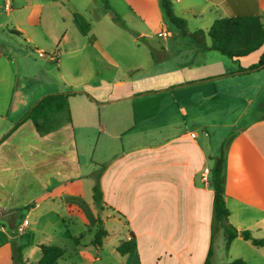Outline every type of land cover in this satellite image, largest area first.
Returning a JSON list of instances; mask_svg holds the SVG:
<instances>
[{
  "label": "crops",
  "instance_id": "obj_1",
  "mask_svg": "<svg viewBox=\"0 0 264 264\" xmlns=\"http://www.w3.org/2000/svg\"><path fill=\"white\" fill-rule=\"evenodd\" d=\"M197 4L201 10L220 11L228 16L245 12L264 15V0H198ZM29 8L28 24L38 23L42 5L29 2ZM3 25L0 21V28ZM20 30L14 26L7 34H23ZM1 33L0 264H12L13 247L20 248L19 241L12 239L29 228L26 216L33 215L35 209H39L36 221L51 217L58 225L70 228L79 220L86 230L94 227L93 235L99 226L105 228L106 220L119 224V243H131L120 264H203L205 260L208 264H227L234 259L264 264V117L237 128L224 149L227 223L237 230L227 250L222 230L212 219L213 164L209 167L207 163L218 154L217 146L206 141L208 133L204 131L206 121H213L220 114L221 106L215 103L217 93L243 94V90L230 91L229 85H234L236 79L264 72L260 67L237 71L258 60L264 43L225 63L215 56L208 58L213 51L207 48L208 39L191 38L186 50L180 53L184 54L181 62L171 68L138 78L103 76L95 91H52H75L68 97L81 95L86 100L73 103L74 114L67 102L69 122L38 134L32 121L22 118L41 96L49 93H42L35 83L36 70L30 71L27 66L21 67L20 74L14 73L13 81L10 80L8 66L19 52L16 54L17 49L10 48L11 38L4 37L7 34L3 30ZM23 41L34 44L28 35ZM70 46V42L64 43V51H70ZM33 49L41 52V48ZM26 55L22 53L23 57ZM29 77L34 83L26 86ZM13 82L15 86H26L27 93L12 102L7 96L8 90L13 93ZM79 91L87 92L92 99ZM143 96L146 99L132 101ZM20 107L23 111L13 116V111ZM85 180L91 192L92 186L98 185L99 206L91 193L86 197L82 192ZM19 208L26 211L16 222L11 216L16 217ZM23 219L27 224L22 232H17ZM241 230L260 239L261 244L253 245L243 239L239 235ZM105 232L104 239L109 231L105 228ZM70 233L68 238H80V234ZM216 237L220 243L214 248ZM42 238L45 241L39 239L37 245L31 246V254L38 249L40 255L39 244L56 242L47 235ZM92 240L87 245L90 250L94 247ZM100 248L95 253L84 252L82 261H99ZM213 249L217 250L215 262L211 260ZM27 252L20 248L24 264L29 261Z\"/></svg>",
  "mask_w": 264,
  "mask_h": 264
},
{
  "label": "rangeland",
  "instance_id": "obj_2",
  "mask_svg": "<svg viewBox=\"0 0 264 264\" xmlns=\"http://www.w3.org/2000/svg\"><path fill=\"white\" fill-rule=\"evenodd\" d=\"M4 1L0 0V21L4 23L0 28V38L2 30L7 34L8 30L14 26L24 31L18 36L8 34L4 36L11 38L10 48L17 49L16 54L19 52L18 55H14L13 62L8 66L10 80L13 81L14 73L20 74L21 67L27 66L30 71L36 70L38 80L35 83L38 84L39 89H42V93H50L62 88L95 91L103 76L107 79L112 75L138 78L158 69L176 66L184 55L181 56L180 53L186 50L192 40L187 32L202 30L200 39L209 40L206 35V30L211 23L209 18L212 16V19H215L229 15L222 14L220 11L214 13L213 10H201V5L197 4L198 0H169L174 14L185 20L186 31L184 32L165 20L159 0H8L10 4L8 11L3 8ZM29 2L42 5L38 23L28 24L26 16L30 9ZM187 3L192 6H187ZM261 18L264 19V15ZM163 30H166L168 34L157 35V32ZM27 35L34 44L24 43L23 40ZM67 42H70L71 50L65 52L64 43L67 44ZM164 43H167V46H164ZM33 47L41 48L42 53H38L39 51H35ZM211 52L207 55L208 58L215 56L225 63L230 62L229 58L217 51ZM22 53H27L26 57H23ZM164 55L167 56L160 59ZM56 58L58 60H55ZM110 58L116 62V65L110 63ZM225 79L227 81V78ZM28 80L29 84L26 86L34 83L32 78L29 77ZM235 82L234 85H229V90H243L244 93H229V95L217 93L216 101L215 99L214 101L221 106L220 114L213 117V121L207 120L204 128V131L208 133L206 141L214 147L217 146L218 154L225 149L231 133H234L237 128L259 117H264V72L253 73L251 76L236 79ZM220 84L222 85V82ZM26 86H15L13 82L11 86L13 93L11 95L8 90L7 97H11L12 102L16 98H23V94L27 93ZM135 99L142 100L146 97L132 98V101ZM65 100L74 114L73 103L86 98L76 95L67 97ZM18 109L13 111L14 115L10 114L13 113L11 110L9 115L15 116L23 111L22 107ZM212 160L210 158L207 163L209 167L213 164ZM88 184L86 180L83 181L82 192L86 197H90V193L93 195ZM37 210L39 209L33 211V215L30 213L26 216L30 221L29 228L17 234L16 239H12L13 242L19 241L21 250L29 251L32 245H37L39 239L45 241L42 237L47 235L50 241H56L53 245L64 250L62 257L55 264L121 263L119 261L123 257L115 248V245L119 243V224L111 220L105 221V228L109 232L107 237L102 239L103 245L98 252L100 260L85 262L82 261V255L90 250L88 246L93 238L94 227L86 230L82 222L77 220L75 224L67 228L62 224L58 225L51 217L45 221H36ZM25 211L19 208L16 211V217L15 215L11 217L17 222L25 215ZM101 228L105 230L103 226ZM70 231L74 232L73 236L80 234V238L76 240L68 238L69 234L72 235ZM54 235L57 239H54ZM219 243L220 240L217 241V237L214 238V248H217ZM37 250L33 254L31 251L27 252L29 261L25 264H35L39 257ZM90 251L94 252L98 249L91 247ZM216 251L213 249L211 259L213 262H215Z\"/></svg>",
  "mask_w": 264,
  "mask_h": 264
},
{
  "label": "trees",
  "instance_id": "obj_3",
  "mask_svg": "<svg viewBox=\"0 0 264 264\" xmlns=\"http://www.w3.org/2000/svg\"><path fill=\"white\" fill-rule=\"evenodd\" d=\"M165 20L175 28L186 31L185 20L174 14L172 5L169 0H159ZM15 34L20 35L18 31ZM202 30L187 32L193 39L200 40ZM209 38L208 49L217 51L221 55L226 56L230 60H237L239 57L249 54L258 49L264 43V19L254 13H242L232 16L219 17L212 20L206 30ZM257 67L264 70V51L259 55L255 63L245 68L239 67L238 72L251 71ZM87 98L91 96L84 91ZM75 91L55 92L41 96L35 104L25 113L23 120L30 119L38 134L47 133L65 122H69V111L66 98L74 95ZM230 139V138H229ZM224 150L218 155L213 156L212 166V219L216 227L222 230L224 236V250H227L229 243L237 236V230L227 223L228 210L224 202ZM98 174L96 175V177ZM93 199L98 204L101 201V193L98 185L92 186ZM106 235L104 229L100 226L93 235V245L96 249L100 247L101 239ZM239 235L249 240L253 245H260L261 240L250 236L247 230H241ZM40 255L37 264H55L64 253V250L53 244H39ZM131 248L129 241H121L116 246V251L120 255L126 254ZM12 264H24L20 248L13 247ZM115 264V263H108ZM203 264H208L205 260ZM227 264H247L240 259H234Z\"/></svg>",
  "mask_w": 264,
  "mask_h": 264
},
{
  "label": "built area",
  "instance_id": "obj_4",
  "mask_svg": "<svg viewBox=\"0 0 264 264\" xmlns=\"http://www.w3.org/2000/svg\"><path fill=\"white\" fill-rule=\"evenodd\" d=\"M3 8L6 11L10 10L9 2L7 0H5V2L3 4ZM157 35L165 36L166 35V31L165 30L160 31V32L157 33ZM38 53L41 54V52H38ZM205 171H207V169H205ZM26 224H27V220L26 219H23L21 221V223L16 227V231L17 232H22L23 231V228L25 227Z\"/></svg>",
  "mask_w": 264,
  "mask_h": 264
}]
</instances>
